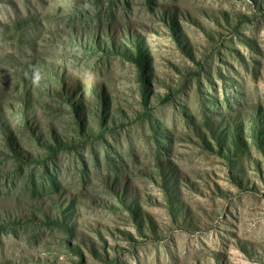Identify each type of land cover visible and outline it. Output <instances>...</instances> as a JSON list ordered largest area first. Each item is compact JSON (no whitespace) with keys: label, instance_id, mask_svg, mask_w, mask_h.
<instances>
[{"label":"rangeland","instance_id":"rangeland-1","mask_svg":"<svg viewBox=\"0 0 264 264\" xmlns=\"http://www.w3.org/2000/svg\"><path fill=\"white\" fill-rule=\"evenodd\" d=\"M0 264H264V0H0Z\"/></svg>","mask_w":264,"mask_h":264},{"label":"clouds","instance_id":"clouds-1","mask_svg":"<svg viewBox=\"0 0 264 264\" xmlns=\"http://www.w3.org/2000/svg\"><path fill=\"white\" fill-rule=\"evenodd\" d=\"M26 75H27V74H26ZM39 80H40V75H39L38 72H35V73H34V76H33V78H32V83H33L34 85H38Z\"/></svg>","mask_w":264,"mask_h":264}]
</instances>
